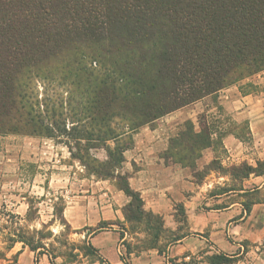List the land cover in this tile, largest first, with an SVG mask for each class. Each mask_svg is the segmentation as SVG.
<instances>
[{
    "label": "trees",
    "instance_id": "obj_1",
    "mask_svg": "<svg viewBox=\"0 0 264 264\" xmlns=\"http://www.w3.org/2000/svg\"><path fill=\"white\" fill-rule=\"evenodd\" d=\"M262 71L264 0H0V135L58 140L90 175L114 181L129 198L126 222H144L150 239L140 249L160 252L180 236L143 209L121 171L132 135ZM183 125L162 158L193 169L214 139L210 127ZM98 149L104 159L93 154ZM244 169L264 174V162ZM62 207L54 215L69 230ZM125 247L124 262L138 252ZM78 248L102 260L89 243ZM206 259L233 261L222 254Z\"/></svg>",
    "mask_w": 264,
    "mask_h": 264
},
{
    "label": "crops",
    "instance_id": "obj_2",
    "mask_svg": "<svg viewBox=\"0 0 264 264\" xmlns=\"http://www.w3.org/2000/svg\"><path fill=\"white\" fill-rule=\"evenodd\" d=\"M248 82L245 87L241 82L220 90L217 107L186 106L132 135L121 171L129 175L128 184L140 194L143 209L161 216L163 228L180 237L160 252L157 248L132 252L126 262L122 259L125 243L137 242L126 230L124 207L129 198L111 180L83 169L37 170L30 175L29 185L22 165L30 158L25 146L34 147L35 138L0 135V264H209L206 257L214 254L232 258L228 264H264V174L244 169L264 162V76ZM202 112L206 118L227 117L225 124L211 130L212 139L219 138L218 146L204 148L193 169L166 164L162 154L177 126L190 120L198 130L197 115ZM212 161L216 169L197 175ZM44 183L53 199L54 194L62 198V216L71 231L67 236L71 255L33 250L15 234L28 225L56 232L57 220L53 205L45 202V193L50 192ZM29 194L40 199L30 223ZM45 208L49 209L46 214ZM167 237L163 235V242ZM83 242L102 260L85 255L78 248Z\"/></svg>",
    "mask_w": 264,
    "mask_h": 264
},
{
    "label": "rangeland",
    "instance_id": "obj_3",
    "mask_svg": "<svg viewBox=\"0 0 264 264\" xmlns=\"http://www.w3.org/2000/svg\"><path fill=\"white\" fill-rule=\"evenodd\" d=\"M262 77L264 76V71L250 76L248 78L243 79L242 81L238 83H244L242 84V87H245L246 85H249L250 82L249 79L254 78V77ZM264 88V86L262 87ZM38 92L41 94L42 91V86L38 85ZM65 94H63L64 97ZM205 99V100H203ZM201 99L202 102L198 103L199 101L192 103L188 106L193 107V109L197 107H203L204 105L208 106V108L212 107H217V101H216V96H208ZM186 107V106H185ZM205 108V107H204ZM222 116L218 117L217 119H214L213 117L215 116H210L206 118V114L204 112L200 113L197 115V123L202 124L203 128L210 127V130L215 129V127L218 124H225L227 122V117L223 114ZM184 122H182L180 125L177 126L174 134H176L177 131L184 129ZM70 124L67 123V126ZM196 127V126H195ZM4 135H16V134H4ZM21 137H25V135H17ZM26 137H33V136H26ZM35 138V144L34 147L32 145H27L25 146L27 149V153L30 155V158L23 163L22 169L24 171H27L29 174V185L31 183V180H33L32 176L35 173V171H44L45 173L50 172L51 170H58V169H70V170H76V169H83L84 168L80 165V163L76 160H73L70 157V154H67V148L65 145L58 143V140H53L49 138H44V137H33ZM12 141V140H11ZM16 141V139L14 140ZM219 144V138L214 139L213 145L217 147ZM69 153V152H68ZM93 154L96 155L97 158L99 159H104L105 157V152L102 149L94 150ZM55 159H58L59 161L54 162ZM61 166H67V167H61ZM71 166V167H68ZM216 169L217 164L212 163L209 166H207V169ZM86 172V171H85ZM88 173V172H86ZM89 174V173H88ZM32 175V176H30ZM39 179V178H38ZM114 183V181H112ZM115 184V183H114ZM44 186L46 188V191L50 193H45V202L47 206L49 207L50 204L53 205V215L54 213V207L56 212H59L62 205L63 201L62 198H60L57 194H54V197L56 199H53L52 191L50 188H47V184L44 183ZM30 191V188H29ZM48 199L52 200L49 201ZM40 199L35 196V194H29L28 196V201H29V210L27 214V218L29 223L31 220L36 216V210H34V206L37 201ZM45 206V205H44ZM44 214L48 212V208L44 209ZM56 215V214H55ZM54 215L55 220H57L56 216ZM12 223H14V215L11 216ZM18 227V226H16ZM12 229H14V225H12ZM54 229H57L56 232H52L51 229H48L47 227H40L36 228L35 226L31 227L28 225V227L20 229L18 232L15 231V234L23 235L26 239L32 240L33 244L40 243L44 244L47 250L50 252H55V253H64V254H69V248L70 246L68 245L67 242V236L71 232L70 229L66 230L65 226L59 222V220L56 221V224L54 226ZM127 233L128 235L132 236L133 238H137V242H129V246L132 249L139 250L141 246L147 245V240H149V236L145 233L144 231V222L141 221L140 223L138 222H131L127 223ZM14 232V230H13ZM49 232H52V236H49ZM162 239V240H161ZM158 242L159 245L163 244V236ZM66 243V244H65Z\"/></svg>",
    "mask_w": 264,
    "mask_h": 264
}]
</instances>
